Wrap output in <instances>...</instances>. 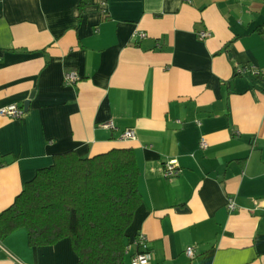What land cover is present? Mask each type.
<instances>
[{
	"label": "crops",
	"instance_id": "obj_1",
	"mask_svg": "<svg viewBox=\"0 0 264 264\" xmlns=\"http://www.w3.org/2000/svg\"><path fill=\"white\" fill-rule=\"evenodd\" d=\"M242 67L264 68V0H0V109L25 111L0 115V214L57 155L129 148L142 204L127 255L143 235L150 264H264V76ZM0 264L79 260L20 229Z\"/></svg>",
	"mask_w": 264,
	"mask_h": 264
},
{
	"label": "trees",
	"instance_id": "obj_2",
	"mask_svg": "<svg viewBox=\"0 0 264 264\" xmlns=\"http://www.w3.org/2000/svg\"><path fill=\"white\" fill-rule=\"evenodd\" d=\"M140 177L133 149L57 155L0 214V239L25 229L32 247L70 240L79 264H126Z\"/></svg>",
	"mask_w": 264,
	"mask_h": 264
},
{
	"label": "built area",
	"instance_id": "obj_3",
	"mask_svg": "<svg viewBox=\"0 0 264 264\" xmlns=\"http://www.w3.org/2000/svg\"><path fill=\"white\" fill-rule=\"evenodd\" d=\"M201 38L205 39L210 36V33L208 32H203L201 33ZM239 73H246V72H251L254 75H263L264 76V68L263 69H258L256 67H242L237 69ZM66 81L69 83H74L77 80V76L75 72H69L66 74L65 77ZM24 109L21 107H18L17 105H9L5 106L0 109V115L5 116L10 119H21L24 116ZM102 128H107V129H113L114 125L112 122H105L100 125ZM122 137L124 139H135L136 138V133L134 130H126ZM201 147L206 148L207 143L203 140L201 142ZM179 173L178 168H177V162L172 160L168 163L165 164L164 168V176L167 179H172L173 177L177 176ZM227 208L230 212H233L237 209V204L234 200V198H229L228 203H227ZM133 246L135 247L136 251L132 256V264H150L151 260V255L150 251L148 249L147 245V240L145 236L139 235L135 238L133 242ZM129 251V248H128ZM186 253L188 256L193 257L194 256V248L189 247L186 250Z\"/></svg>",
	"mask_w": 264,
	"mask_h": 264
},
{
	"label": "rangeland",
	"instance_id": "obj_4",
	"mask_svg": "<svg viewBox=\"0 0 264 264\" xmlns=\"http://www.w3.org/2000/svg\"><path fill=\"white\" fill-rule=\"evenodd\" d=\"M128 254V253H127ZM126 254L125 263L130 264V261H132V256H129Z\"/></svg>",
	"mask_w": 264,
	"mask_h": 264
},
{
	"label": "water",
	"instance_id": "obj_5",
	"mask_svg": "<svg viewBox=\"0 0 264 264\" xmlns=\"http://www.w3.org/2000/svg\"><path fill=\"white\" fill-rule=\"evenodd\" d=\"M28 104H29V101H27V102L25 103V109H27Z\"/></svg>",
	"mask_w": 264,
	"mask_h": 264
}]
</instances>
